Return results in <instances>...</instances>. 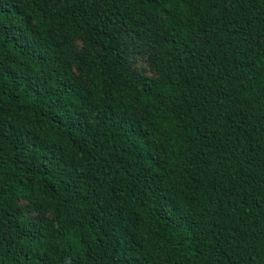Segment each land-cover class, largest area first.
<instances>
[{
    "label": "trees",
    "instance_id": "16d2710c",
    "mask_svg": "<svg viewBox=\"0 0 264 264\" xmlns=\"http://www.w3.org/2000/svg\"><path fill=\"white\" fill-rule=\"evenodd\" d=\"M0 264H264V0H0Z\"/></svg>",
    "mask_w": 264,
    "mask_h": 264
},
{
    "label": "rangeland",
    "instance_id": "374dc122",
    "mask_svg": "<svg viewBox=\"0 0 264 264\" xmlns=\"http://www.w3.org/2000/svg\"><path fill=\"white\" fill-rule=\"evenodd\" d=\"M127 56L130 61L133 72L145 75L147 77H156L160 75V68L157 59L162 55L160 50V39L146 34L141 35L133 32H124L122 34ZM76 45L80 48L81 42L77 40ZM24 209L26 204L20 203ZM37 214L29 212V216L34 217Z\"/></svg>",
    "mask_w": 264,
    "mask_h": 264
}]
</instances>
